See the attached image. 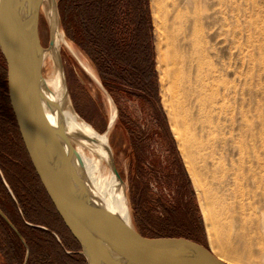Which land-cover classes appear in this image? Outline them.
I'll use <instances>...</instances> for the list:
<instances>
[{
    "label": "rangeland",
    "instance_id": "374dc122",
    "mask_svg": "<svg viewBox=\"0 0 264 264\" xmlns=\"http://www.w3.org/2000/svg\"><path fill=\"white\" fill-rule=\"evenodd\" d=\"M149 1L160 102L174 143L150 101L124 94L116 99L108 92L89 56L66 36L60 18L61 31L100 81L61 44L59 66L72 106L99 132H108L126 183L133 227L146 236H183L211 247L196 189L171 128L169 109L172 98L176 99L173 116L180 130L190 136L188 126L204 142L195 158L200 170L206 167L203 189L208 195L216 192L225 197L241 216L226 227L231 243L238 244L243 229L252 234L251 252L234 259L240 264H264V193L258 178L261 174L264 178V0ZM39 35L43 47H49L51 23L42 11ZM108 95L118 112L111 127ZM9 130L0 116V163L6 165L4 151L19 159L18 141ZM1 176L6 177V172L0 164ZM2 182L12 191L7 179ZM3 228L0 225L2 240ZM41 243L43 253L55 257V241L42 239ZM24 260L23 255L21 264ZM72 261L61 260V264Z\"/></svg>",
    "mask_w": 264,
    "mask_h": 264
},
{
    "label": "water",
    "instance_id": "95a60500",
    "mask_svg": "<svg viewBox=\"0 0 264 264\" xmlns=\"http://www.w3.org/2000/svg\"><path fill=\"white\" fill-rule=\"evenodd\" d=\"M42 0H0V49L8 67L12 110L31 164L88 264H127L121 251L172 264H231L211 247L183 236H146L93 196L73 152L69 133L53 124L43 105L39 5ZM58 25V0H51ZM55 29L51 25L50 46ZM108 163L121 178L113 152ZM5 221L24 240L0 208Z\"/></svg>",
    "mask_w": 264,
    "mask_h": 264
},
{
    "label": "trees",
    "instance_id": "16d2710c",
    "mask_svg": "<svg viewBox=\"0 0 264 264\" xmlns=\"http://www.w3.org/2000/svg\"><path fill=\"white\" fill-rule=\"evenodd\" d=\"M58 8L66 36L89 56L108 92L116 99L124 94L150 101L155 116L174 143L160 102L150 1L58 0ZM0 116L18 141L20 160L4 151L7 165L1 162L19 195L25 219L57 230L67 244L65 246L75 251L71 254L63 252L51 230L40 229L39 236L42 239H53L58 247L55 257L44 253L43 264H61V260L65 259L73 260L72 264H85L86 260L79 252L77 240L56 211L25 149L9 100L7 61L1 49ZM0 183L8 193L1 180ZM51 221L57 223L61 229L54 228Z\"/></svg>",
    "mask_w": 264,
    "mask_h": 264
},
{
    "label": "bare ground",
    "instance_id": "6f19581e",
    "mask_svg": "<svg viewBox=\"0 0 264 264\" xmlns=\"http://www.w3.org/2000/svg\"><path fill=\"white\" fill-rule=\"evenodd\" d=\"M153 2H157V0H153ZM41 11L56 30L53 46L43 47L41 54L42 91L44 95L43 105L46 113L53 124L57 125L61 123L69 133V140L77 164L83 172L88 188H90L96 200L133 227L128 204L126 183L122 177L119 178L116 176L107 164L109 158L108 151L111 150L113 152L109 143L108 132H99L93 127V125L81 117L73 108L71 99L68 96L64 74L59 66L61 44H65V46L67 45L71 49L82 67L98 83H100L99 77L89 61L76 52L61 31L58 25V16H56L55 11L51 6V0L41 1L39 5V19ZM108 101L110 104L109 127H111L116 121L118 112L111 96L109 95ZM163 101L167 103V98H163ZM176 101V99L174 100V98H172L171 109H169V113L171 114V128L178 140L179 148L182 151L185 164L197 192L209 244L213 252L219 258L231 264H240L234 258L251 252V248L253 247H251L252 234L250 231L247 232L243 229L237 235L239 240L238 244L235 245L231 243L226 227L231 224L235 217L238 216L241 218V216H239L238 213H235L234 205L232 206L225 197L219 196L216 192L208 195L209 192L207 191V193L206 189H203L202 173L205 172L204 168L206 167L204 164L202 165L203 168L201 167L202 170H200L196 165L195 158L197 157L196 154L202 150L204 142L193 136L194 133L190 131L188 126L187 133L189 132L190 136H188L189 134L186 135V133L184 135L180 130L179 122L176 121L173 116V113L176 110V105L178 106ZM184 116H186L185 113ZM183 121L188 125L189 122L186 117L183 118ZM192 151L195 153L194 155ZM258 178L264 193L263 175L261 174ZM234 222L235 221H233V223ZM245 225L246 221L243 223L244 228ZM260 227H262V225ZM255 228H257V226ZM232 236L234 237V234ZM220 243L222 250H219ZM120 256L127 264H172L146 255L135 256L126 251H121ZM251 261L250 263H253V260Z\"/></svg>",
    "mask_w": 264,
    "mask_h": 264
},
{
    "label": "flooded vegetation",
    "instance_id": "af4514ba",
    "mask_svg": "<svg viewBox=\"0 0 264 264\" xmlns=\"http://www.w3.org/2000/svg\"><path fill=\"white\" fill-rule=\"evenodd\" d=\"M17 152L19 153V151ZM15 161L17 162L18 160ZM0 164L3 166L2 162ZM3 169L5 170L4 166ZM3 179L9 181L7 174ZM3 179L0 178L1 182ZM9 183L12 191L7 190L8 193L3 189L0 183V208L14 223L16 228L23 235L24 240L20 238L18 233L0 214V225L4 227L3 240L1 239L2 231L0 233V264H21L23 255L25 256L23 264H43L45 257L42 251V238L39 236L41 233L40 228L35 224H27V222H25L23 219L25 218L24 211L21 206L19 195L10 181ZM15 235L17 237H15Z\"/></svg>",
    "mask_w": 264,
    "mask_h": 264
},
{
    "label": "crops",
    "instance_id": "0c3cea01",
    "mask_svg": "<svg viewBox=\"0 0 264 264\" xmlns=\"http://www.w3.org/2000/svg\"><path fill=\"white\" fill-rule=\"evenodd\" d=\"M25 220V222H27V224H35L36 226H38L40 229H49L51 230L48 226L42 224V223H33L31 221L26 220L25 218H23ZM51 232L55 235L56 240L59 242V244L63 247V250L68 253L71 254L73 252H75L74 250L68 249L65 244L61 241V239L59 238L58 233L55 230H51Z\"/></svg>",
    "mask_w": 264,
    "mask_h": 264
}]
</instances>
